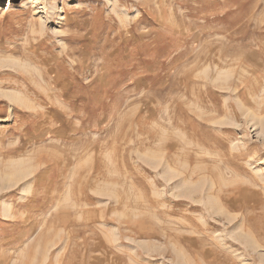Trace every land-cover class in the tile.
<instances>
[{
    "label": "rangeland",
    "instance_id": "1",
    "mask_svg": "<svg viewBox=\"0 0 264 264\" xmlns=\"http://www.w3.org/2000/svg\"><path fill=\"white\" fill-rule=\"evenodd\" d=\"M0 65V264H264V0H0Z\"/></svg>",
    "mask_w": 264,
    "mask_h": 264
},
{
    "label": "snow or ice",
    "instance_id": "2",
    "mask_svg": "<svg viewBox=\"0 0 264 264\" xmlns=\"http://www.w3.org/2000/svg\"><path fill=\"white\" fill-rule=\"evenodd\" d=\"M223 146V145H222ZM145 175L147 176V175H150V173H145ZM37 179H39V177H37Z\"/></svg>",
    "mask_w": 264,
    "mask_h": 264
},
{
    "label": "bare ground",
    "instance_id": "3",
    "mask_svg": "<svg viewBox=\"0 0 264 264\" xmlns=\"http://www.w3.org/2000/svg\"><path fill=\"white\" fill-rule=\"evenodd\" d=\"M2 63V62H1ZM0 67H1V65H0Z\"/></svg>",
    "mask_w": 264,
    "mask_h": 264
}]
</instances>
